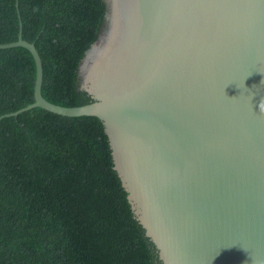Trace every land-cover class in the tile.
<instances>
[{"label":"water","instance_id":"95a60500","mask_svg":"<svg viewBox=\"0 0 264 264\" xmlns=\"http://www.w3.org/2000/svg\"><path fill=\"white\" fill-rule=\"evenodd\" d=\"M107 28L80 64L114 168L163 264H264V0H106Z\"/></svg>","mask_w":264,"mask_h":264},{"label":"trees","instance_id":"16d2710c","mask_svg":"<svg viewBox=\"0 0 264 264\" xmlns=\"http://www.w3.org/2000/svg\"><path fill=\"white\" fill-rule=\"evenodd\" d=\"M17 0H0V43L19 34ZM22 37L42 58V95L93 102L80 64L107 28L106 0H18ZM35 61L0 49V116L34 101ZM0 264H163L114 168L95 115L40 107L0 120Z\"/></svg>","mask_w":264,"mask_h":264}]
</instances>
